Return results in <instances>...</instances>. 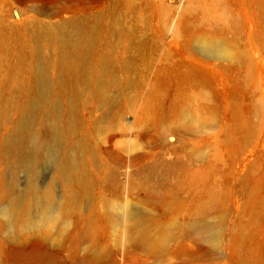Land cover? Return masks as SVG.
<instances>
[{
    "label": "rangeland",
    "instance_id": "rangeland-1",
    "mask_svg": "<svg viewBox=\"0 0 264 264\" xmlns=\"http://www.w3.org/2000/svg\"><path fill=\"white\" fill-rule=\"evenodd\" d=\"M79 3L103 10L106 30L138 31L153 55L131 75V90L67 110L65 123L85 124L97 149L91 194L68 206L48 235L31 225L36 209L9 223L2 217L8 201L1 202L0 264H264V0H0L7 55L0 59V141L15 120L8 121L6 100L23 102L7 75L32 82L9 46L28 38L35 19L48 21L37 13ZM214 29L251 52V73L212 61L193 80L185 74L193 56L202 59L189 33ZM39 166L38 182L48 185L51 164ZM52 190L59 209L64 187L56 182ZM112 202L138 215L130 242L108 211ZM188 220L208 222L216 234L171 230L158 251L141 245L146 233L155 239L161 227Z\"/></svg>",
    "mask_w": 264,
    "mask_h": 264
},
{
    "label": "bare ground",
    "instance_id": "bare-ground-1",
    "mask_svg": "<svg viewBox=\"0 0 264 264\" xmlns=\"http://www.w3.org/2000/svg\"><path fill=\"white\" fill-rule=\"evenodd\" d=\"M127 7L132 10L131 1ZM37 14L48 21L35 19L28 38L23 37L14 46H9L15 67L30 75L32 82L27 84L12 74L7 75L21 90L23 102L10 104L8 98L5 103L8 121L12 116L15 120L9 133L0 141V203L8 201L2 217L9 223L14 221L13 214L18 220L36 209L31 225L48 235L65 219L68 206L91 194L94 176H97V171H92L97 149L89 137L88 127L81 121L78 128L68 121L65 123V113L75 101L81 103L88 99L97 104L106 101L109 91L131 90L135 85L131 75L139 68L140 61L151 58L153 53L133 28L116 24L111 31L100 26L103 10H96V7L79 3L65 5L59 11ZM224 32L214 29L211 33H189V45L194 43L192 47L202 56V59L193 56L195 67L189 65L186 68L185 74L190 75L191 80L198 77L199 68L212 65L209 63L212 61L244 67L252 72L251 52L236 47L234 40L225 38ZM5 48L6 44L0 45V59L6 58ZM41 163L52 167L48 185L46 181L38 182ZM21 173H25L24 182L20 181ZM56 182L63 185L66 193L65 197L58 198L59 209L53 208L56 196L52 189ZM107 208L118 217L115 225L125 241L130 242L138 226L137 213L128 204L120 207L112 202ZM171 230L216 234V228L208 222L174 221L161 227L155 239L146 233L140 243L147 250L156 252L165 245ZM217 236L208 238L214 247L218 245Z\"/></svg>",
    "mask_w": 264,
    "mask_h": 264
}]
</instances>
